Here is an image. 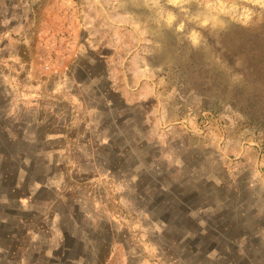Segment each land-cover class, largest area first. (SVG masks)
I'll use <instances>...</instances> for the list:
<instances>
[{"label":"rangeland","instance_id":"obj_1","mask_svg":"<svg viewBox=\"0 0 264 264\" xmlns=\"http://www.w3.org/2000/svg\"><path fill=\"white\" fill-rule=\"evenodd\" d=\"M244 33L264 0H0V264H264V102L190 91H258Z\"/></svg>","mask_w":264,"mask_h":264},{"label":"trees","instance_id":"obj_2","mask_svg":"<svg viewBox=\"0 0 264 264\" xmlns=\"http://www.w3.org/2000/svg\"><path fill=\"white\" fill-rule=\"evenodd\" d=\"M246 36V33L239 34L225 46L222 64L225 65L226 70L233 69L242 76L241 82L248 91L251 89L249 86H251L253 89H258L259 92H247L246 96L241 94V96L230 98L228 92L214 91L220 77L208 76L205 70L201 68L194 71V76L198 79L190 91L207 99L229 102L231 105L238 104V107L249 104L250 98L258 101L261 98L264 102V81L262 80L264 78V54L258 48L259 37L249 40ZM199 54L200 52L195 53L194 59H197ZM206 93L213 95L212 98Z\"/></svg>","mask_w":264,"mask_h":264}]
</instances>
